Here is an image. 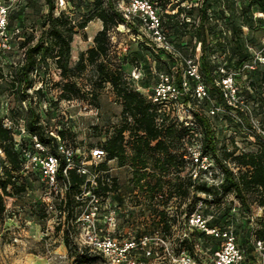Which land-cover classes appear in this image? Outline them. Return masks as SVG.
I'll return each mask as SVG.
<instances>
[{"label": "rangeland", "instance_id": "1", "mask_svg": "<svg viewBox=\"0 0 264 264\" xmlns=\"http://www.w3.org/2000/svg\"><path fill=\"white\" fill-rule=\"evenodd\" d=\"M69 1L57 0V14L66 11L71 16L77 17L75 6ZM73 1L78 4L81 0ZM130 1L115 0L117 7L122 11H125ZM152 1L160 12L164 28L168 31L172 43L182 56L174 51L171 57L164 58L166 63H162L163 57L155 45L152 32L139 22H136L135 29L121 25L112 33V54L118 58L117 61L128 80L147 99L152 95L162 74L175 76L179 71L184 78L186 65L183 57H194L201 53V49L200 53L198 52L200 44L194 47L196 39L193 38V27L184 29L180 25L186 13L177 14L178 10L174 5L181 3V0H172L170 3L168 0ZM203 1L183 2L181 5L191 9L192 6L200 7ZM208 2L207 4L210 5L213 0ZM0 4L7 5L10 10V37L14 48L8 56L0 57V119L5 113L2 103L7 99L10 101L11 115L17 119L29 116L31 111L39 113L41 115L39 127L43 125L46 129L44 135H48V131L59 129L67 131V140L78 148L76 161L85 162L98 178L110 183L116 182L118 189L108 194H102L96 184L83 187V191L92 190L103 197L105 204L102 207L100 224L103 231L111 229L106 216L114 213L117 226L114 231L112 230V235L123 238L157 234L176 252L180 249L181 241L189 239V244L193 245L191 251L198 261L201 264H213L215 252L222 246L224 239L212 235L207 239L203 236V233L209 235L207 232L191 227L188 220L193 214H197L205 219L211 228L232 230L238 241L241 239L240 236H243L245 264H259L264 261V241L260 244L261 240L256 234V231L264 226V208L254 207L252 211H248L242 207L235 195H229L223 202V207L229 210V216L220 226L215 220L216 207L209 205L211 198L206 195H199L201 200L197 202L196 210L193 212H191V199L174 198L169 205H164L160 202L161 195L153 199L150 194L142 193L135 188L133 180L135 172L131 166L134 152L130 144L127 145V160L124 165L114 159L108 161V171L95 170V166L103 162L105 157L92 161L91 151L100 149L99 145L106 139V131L113 132L114 127L122 123L123 107L111 85H107L101 91L98 105L91 101L87 93L92 89L90 80L94 77L93 67L78 79L80 87L85 91L83 99L58 101L60 91L55 84L61 79L55 64L50 62L47 74L42 70L34 75L33 93L27 97L31 105L28 113L24 112L21 109L22 98L16 95L11 87L12 78L8 76L9 60L19 59L22 50L20 43L24 41L26 35L31 33L36 37L40 35L41 18L47 13L48 7L45 0H0ZM213 5L215 9L212 10L214 14L212 24L217 29V34L215 38H211L212 45L216 40L224 43L234 42V34L230 32L227 22L222 19L220 7L215 3ZM253 13L251 24L254 28L246 27L243 31V38L253 55L251 61L246 62L243 68L235 67L237 58H232L231 61L232 52L228 47L220 49L216 53L217 57L214 58L220 63L219 70L223 77V87L220 91L224 92L225 100H222L220 93L211 85L207 86V98L197 100L194 91L198 84L196 80L190 81L191 91L182 98L183 101L187 99L191 101L194 113L209 115L218 140V155L221 158L224 157V147L229 151L238 147L237 154H239L257 150L258 137L264 140V82H261V74L264 70V27H261L257 21L262 14L256 6L253 7ZM199 14L198 10L194 11L193 22H199ZM102 27L103 23L100 20H94L87 28L75 35L72 44V65L78 61L81 52L94 45V37ZM256 67L259 68L255 74L248 72L255 71ZM220 74L217 76L218 80ZM230 78H232V87L225 83V80ZM202 80H204L203 76ZM40 88H43V93L36 95V91ZM232 88L235 90V96L231 95L234 93ZM193 122L194 125L190 126L192 127L190 134L172 151L180 156L186 167L194 173L195 178L203 176L209 184L219 187L223 181V171L212 154L201 152L204 130L194 115ZM95 127H98L99 131H96ZM229 166L238 172V167L234 163L229 162ZM0 171L2 173V170ZM147 171L151 175L158 173L152 167ZM174 172L175 170L172 169L169 178L175 176ZM13 181L15 184L9 187V195H4L5 211L0 215V264H108L104 257L98 255L84 259L80 255L81 252L76 250L70 236L68 245L65 244L67 227L64 221L65 217L68 219L69 216L60 214L64 206L60 197L54 198L57 210L50 213L47 211L43 200L47 190L39 177L19 174ZM21 186L25 187V190H20ZM156 209L166 210L169 213L172 225L169 231H164L159 225L154 226L153 230V220L158 214ZM67 210H73L74 215L79 216L83 207L74 197L72 206L67 207ZM71 216L72 214L70 218ZM160 245L152 244L154 256L142 255L144 264H173Z\"/></svg>", "mask_w": 264, "mask_h": 264}, {"label": "trees", "instance_id": "2", "mask_svg": "<svg viewBox=\"0 0 264 264\" xmlns=\"http://www.w3.org/2000/svg\"><path fill=\"white\" fill-rule=\"evenodd\" d=\"M45 1L48 11L42 15L39 26L40 35L36 37L34 33H31L26 35L24 41L20 43V48L25 49L26 61L20 67L15 78L13 77L11 87L14 90L17 82L22 83L26 80V86L33 88L34 75L36 76V73L42 70H45L47 74L50 62H53L61 79L55 84L60 91L57 97L58 101L83 99L85 91L80 87L78 79L90 67H93L94 77L90 80L92 89L87 93L91 101L98 105L101 91L107 85H111L123 107L121 113L122 123L114 127L113 132L106 131V139L99 145L106 155L105 160L95 166L96 171H108V161L114 159L119 160V163L124 165L127 160V145L130 144L134 152L131 157V166L135 172L133 177L135 188L142 193L150 194L153 199L161 195L162 200L160 202L164 205H169L174 198L191 199V212H193L196 210L197 202L201 200L199 195H206L211 198L209 205L216 207L217 216L215 220L220 226H222V221L229 216V210L223 207L224 199L229 195H235L242 207L248 211H252L254 207L264 208V140L262 138L258 137L256 139L257 150L255 151H244L237 154L238 147H235L233 151H229L227 147H224V157L221 158L218 155V140L212 129L209 115L194 113L196 121L204 130L201 152L212 154L223 171V181L219 187L209 184L203 176L195 178L194 173L186 167L180 156L173 153L172 149H176L177 145L190 134L192 127L179 123L172 109L169 111L167 106L152 103L138 91L128 80L123 68L117 61L116 55L112 54L113 31L121 25H127L129 28L135 29L136 22L143 25L141 20L137 17L128 20L125 12L117 7L115 0H81L78 4L70 0L69 2L72 1L75 6L77 17L71 16L66 11H60L57 14V0ZM150 1L156 6L152 0ZM168 1L170 3L172 0ZM194 1L181 0V3L174 5V7H177V14L186 13L180 25L184 29L193 27V38L196 39L194 47L196 48V44H200V72L206 86L211 85L213 89L220 93L222 100H225L224 92L220 91L223 87V77L219 70L220 63L215 61L214 58L217 57L216 53L220 49L228 47V49L231 48L232 52L231 61L237 58L235 67L243 68L246 62L251 61L253 55L243 38V31L246 27L254 28L251 24L253 23L254 6L262 14V17L257 21L261 27H264V0H213V3L220 7L221 17L227 22L230 32L234 34V42L224 43L216 40L214 45L211 43V38H215L217 34V29L212 24L214 20L212 10L215 7L213 3L207 4L209 0H204L200 7L192 6L191 9H186L181 5L183 2ZM195 10L200 13L198 23L193 22ZM10 16L9 13V22ZM94 20H100L103 27L95 35L94 45L81 52L78 61L72 65V44L75 35L87 28L88 24ZM165 31L170 38L168 31ZM170 40L172 42L171 38ZM191 43H193L192 39ZM155 45L161 53V57H163L162 63L165 64L164 58L171 57L172 53L159 47L156 43ZM256 64L259 66L258 62ZM258 68L256 67L255 71L249 70L248 72L255 74ZM218 74H220L219 80L217 79ZM170 76L174 78L179 86L182 85V73L178 71L175 76ZM261 82H264V70L261 74ZM41 93H43V88L36 91V95ZM186 101L191 102L188 99ZM27 118L31 130L40 135L42 141L50 147L53 153L59 154L58 146L60 143L74 148L77 152L78 148L67 140V131L59 129L48 131V135H44L46 129L43 125L39 127L41 115L31 111ZM95 130L99 131V128L95 127ZM0 148L3 151V155H0V170H2V173H0L1 215L5 211L4 195H9V187L15 184L13 179H16L19 174L28 176L21 172L20 153L15 147L11 131L4 128L3 119H0ZM229 162L238 167V172L229 166ZM66 166L67 162L62 157L61 173H63ZM150 167L158 173L151 175L147 171ZM172 169L175 170V176L169 178ZM69 178L70 190L62 200L63 210L70 212L68 218L74 212L73 210H67V207L70 208L75 195L81 193L84 186L89 185L86 183L85 177L80 175L76 169L69 171ZM97 185L102 194H108L118 189L115 181L110 183L101 178L97 179ZM20 188V190H25L23 186ZM156 211L158 214L153 220V230L154 226L159 225L162 226L164 231H169L172 227L169 213L166 210L156 209ZM65 226L67 227L65 244L68 245L69 234L73 227L68 223H65ZM256 234L261 242L264 241V226L257 230ZM203 236L207 239L211 238V235L206 233H203ZM240 237L241 239L237 240V243L245 253L243 249L244 239L242 235ZM188 240L183 239L181 241L178 251L186 249L193 255L191 251L193 245H190ZM76 250L78 249L76 248ZM80 252L84 259L97 255L103 257L100 254L89 252L88 249Z\"/></svg>", "mask_w": 264, "mask_h": 264}, {"label": "built area", "instance_id": "3", "mask_svg": "<svg viewBox=\"0 0 264 264\" xmlns=\"http://www.w3.org/2000/svg\"><path fill=\"white\" fill-rule=\"evenodd\" d=\"M124 12L128 20L136 16L139 17L143 25L152 32L155 43L159 47L171 53L175 51L182 56L165 31L157 7L150 0H131ZM9 13V7L5 4H0V57L1 55L8 56L14 49L9 30ZM198 52L200 53V46ZM200 56L201 53L194 57H183L186 72L181 86L176 83L172 76L162 74L159 83L154 87L153 93L149 98L154 104L167 106L169 111L172 109L179 123L189 127L194 125V110L191 107V103L183 101L182 98L189 95L191 91L190 81L196 80L198 83L194 89L195 98L204 99L208 96L207 86L202 80L200 72ZM25 61V49H22L18 60L14 58L9 60L10 72L8 76L12 79L13 77L15 78ZM57 73L59 75L58 70ZM225 83L230 84L232 87V78L225 80ZM14 92L22 98L21 109L28 113L31 104L28 103L27 97L33 93V88L27 87L26 80H24L22 83H16ZM232 92L234 93L231 95L235 96L234 88H232ZM2 109L5 112L2 118L3 126L11 131L15 147L21 156V172L26 175H36L45 185L47 191L43 200L49 213L57 210L54 198L60 197L62 201L70 190V170L76 169L80 175L85 177L86 183L89 185H97L98 175L92 173L85 162L78 163L76 161L77 152L74 148L60 143L58 146L59 154L53 153L50 147L42 141L40 135L31 130L27 117L17 119L11 115L9 99L3 101ZM212 112L214 113L215 111ZM0 155H3L1 148ZM105 155L106 153L102 149H95L91 151L90 157L93 161L97 158L105 157ZM62 157L67 162L63 173L60 172ZM75 197L77 202L82 204L83 211L79 216L72 213L71 218L67 219L65 217L64 224L68 223L73 227L69 236L79 251L88 249L91 253L100 254L107 260L108 264H144L142 255L154 256L155 251L152 248V244L160 245L161 243L162 250L169 255L173 264H201L186 249L176 252L157 234H146L140 237L125 236L123 238L112 235V230L114 231L117 226L114 213L106 216V221L111 229L103 231L100 226L102 207L105 204L103 197L92 190H84ZM69 213V211L65 210L60 211L62 216L69 215ZM188 224L193 228L207 232L209 235L224 239L222 246L215 252L213 264H245V253L238 246L237 238L232 230L211 228L208 226L207 221L197 214H193L189 218ZM75 228L76 230L74 231ZM259 264H264V261Z\"/></svg>", "mask_w": 264, "mask_h": 264}]
</instances>
